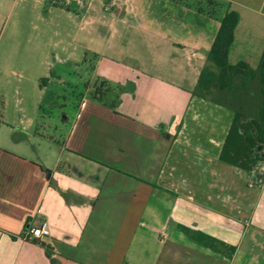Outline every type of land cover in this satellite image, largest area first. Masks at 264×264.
Listing matches in <instances>:
<instances>
[{
	"label": "crops",
	"instance_id": "obj_1",
	"mask_svg": "<svg viewBox=\"0 0 264 264\" xmlns=\"http://www.w3.org/2000/svg\"><path fill=\"white\" fill-rule=\"evenodd\" d=\"M222 1L239 16L229 63L256 68L264 0ZM56 14L73 27V44L52 64ZM221 14L192 0H0V33L9 25L11 38L4 60L16 59L12 36L30 26L24 78L39 95H51L48 82L84 79L90 96L105 81L114 104L82 98L84 118L60 146L35 122L2 112L0 264H264V163L247 173L220 160L232 112L192 94ZM40 220L48 236L23 239Z\"/></svg>",
	"mask_w": 264,
	"mask_h": 264
},
{
	"label": "trees",
	"instance_id": "obj_2",
	"mask_svg": "<svg viewBox=\"0 0 264 264\" xmlns=\"http://www.w3.org/2000/svg\"><path fill=\"white\" fill-rule=\"evenodd\" d=\"M192 2L198 11L211 17H218L222 12L206 55V64L199 73L192 94L231 110L232 122L219 158L251 173L264 163V48L256 68H250L244 61L229 63L228 53L239 19L237 11L230 9L229 3L222 0ZM108 89L105 81L94 82L90 96L112 108L113 101L105 100ZM185 231L188 232L187 229ZM192 236L214 250L219 251L221 246L228 254L234 251L233 246L215 238L197 232H193Z\"/></svg>",
	"mask_w": 264,
	"mask_h": 264
},
{
	"label": "rangeland",
	"instance_id": "obj_3",
	"mask_svg": "<svg viewBox=\"0 0 264 264\" xmlns=\"http://www.w3.org/2000/svg\"><path fill=\"white\" fill-rule=\"evenodd\" d=\"M30 18L31 16H28L27 23L29 22ZM13 20L14 15H11V17H9L7 20L8 24H11ZM4 22L5 15H0V32L2 29H4ZM55 24V45L50 51L49 55L46 56V59H49V62L51 63L53 62V56L57 57L61 55L62 50H64L61 49L62 45H64L66 49H70L72 48L73 44L71 41L73 27H67L66 19L61 15L56 14ZM9 28L10 27L8 25L3 35L0 33V97L4 103V108H2L0 105V119H2L1 114L3 112L4 119H7L8 121H33L36 123V125L35 127H32V130L36 128L44 134L46 133L53 136L56 145L60 146L67 130H69V127L71 126L70 124L72 122H76V120L78 122V119L80 118H84V116L78 115L79 103L81 102V99L83 98L86 101L90 100V96L86 94V91L84 90V83L82 81L84 79H73L72 81L78 83H72L71 86L68 81L62 84H55L52 81L48 82L45 85V89L51 90V95H46V97L43 96V93H40L39 95L37 86L24 78L25 74L29 73V70L25 69V67H29L31 64L24 60L27 58V56H29V52L26 48H23L22 45L24 41L22 40L31 38V28L30 26H27L25 31L21 32L16 40L15 36H12L13 40L11 41L13 47H9L8 50L12 51L13 53L10 54L7 52L6 54H10L11 56L16 55V59L12 60L11 62H5V56L3 55H5V43L9 37ZM9 39L11 38H8V40ZM16 41L19 42L18 45L15 43ZM20 55L23 57L19 60L18 58ZM32 65L34 67L36 66L35 68L39 66L43 70L45 67L44 64L33 63ZM55 68L57 69V65ZM21 84L22 88L19 89ZM34 90L37 91V98L40 97L38 102L36 100L34 101ZM43 97L45 100L41 101V98ZM40 105L41 108H39ZM254 172L256 171L251 173Z\"/></svg>",
	"mask_w": 264,
	"mask_h": 264
},
{
	"label": "built area",
	"instance_id": "obj_4",
	"mask_svg": "<svg viewBox=\"0 0 264 264\" xmlns=\"http://www.w3.org/2000/svg\"><path fill=\"white\" fill-rule=\"evenodd\" d=\"M83 104L84 102H81L80 107H82ZM48 234L49 229L47 222L45 220H40L37 225L26 228L22 234V238L26 240H34L46 237Z\"/></svg>",
	"mask_w": 264,
	"mask_h": 264
},
{
	"label": "water",
	"instance_id": "obj_5",
	"mask_svg": "<svg viewBox=\"0 0 264 264\" xmlns=\"http://www.w3.org/2000/svg\"><path fill=\"white\" fill-rule=\"evenodd\" d=\"M52 182H53V180H52Z\"/></svg>",
	"mask_w": 264,
	"mask_h": 264
}]
</instances>
